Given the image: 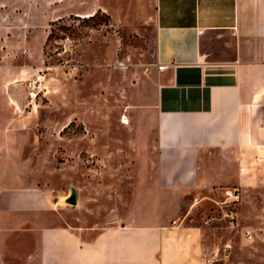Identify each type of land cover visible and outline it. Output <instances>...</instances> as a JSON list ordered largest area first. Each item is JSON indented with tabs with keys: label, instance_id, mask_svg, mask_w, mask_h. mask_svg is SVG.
<instances>
[{
	"label": "crops",
	"instance_id": "obj_1",
	"mask_svg": "<svg viewBox=\"0 0 264 264\" xmlns=\"http://www.w3.org/2000/svg\"><path fill=\"white\" fill-rule=\"evenodd\" d=\"M154 40L165 68L156 70L148 194L159 209L88 225L41 173L1 169L0 264H230L201 209L232 189L237 213L264 207V0H155ZM22 102L0 93V149L15 130L32 131L33 119L16 116ZM251 257L236 264H264Z\"/></svg>",
	"mask_w": 264,
	"mask_h": 264
},
{
	"label": "rangeland",
	"instance_id": "obj_2",
	"mask_svg": "<svg viewBox=\"0 0 264 264\" xmlns=\"http://www.w3.org/2000/svg\"><path fill=\"white\" fill-rule=\"evenodd\" d=\"M154 17L155 0H0V93L20 95L16 116L33 119V132L15 130L11 149H0V157L16 159L0 170L41 173L62 204L75 190L73 209L88 225L159 209L158 196L148 194L156 152ZM27 157L42 162L21 163ZM224 200L201 209L219 254L228 243V263L258 262L253 255L264 262V207L237 213L228 200L236 212L230 224Z\"/></svg>",
	"mask_w": 264,
	"mask_h": 264
},
{
	"label": "built area",
	"instance_id": "obj_3",
	"mask_svg": "<svg viewBox=\"0 0 264 264\" xmlns=\"http://www.w3.org/2000/svg\"><path fill=\"white\" fill-rule=\"evenodd\" d=\"M164 65H161V64H158L157 65V70L158 71H163L164 70ZM120 123L122 125H126L128 123V119L125 115H122L120 116ZM225 200L223 201V204L226 205L225 207L228 209L227 212L229 213H226V218L228 219L229 223L230 224H233L236 220V212L229 209V206L227 205V201L230 200L231 203H238L239 200H240V194H239V191L236 190V189H232V190H226L225 191ZM244 238L247 239V240H251V235L249 232H245L244 233ZM229 250V247L228 246H225L223 248V253H226L227 251Z\"/></svg>",
	"mask_w": 264,
	"mask_h": 264
},
{
	"label": "water",
	"instance_id": "obj_4",
	"mask_svg": "<svg viewBox=\"0 0 264 264\" xmlns=\"http://www.w3.org/2000/svg\"><path fill=\"white\" fill-rule=\"evenodd\" d=\"M65 201L67 204H70L72 206L75 205L76 196H75L74 191L71 192V195Z\"/></svg>",
	"mask_w": 264,
	"mask_h": 264
},
{
	"label": "trees",
	"instance_id": "obj_5",
	"mask_svg": "<svg viewBox=\"0 0 264 264\" xmlns=\"http://www.w3.org/2000/svg\"><path fill=\"white\" fill-rule=\"evenodd\" d=\"M94 16H91L90 18L92 19Z\"/></svg>",
	"mask_w": 264,
	"mask_h": 264
}]
</instances>
